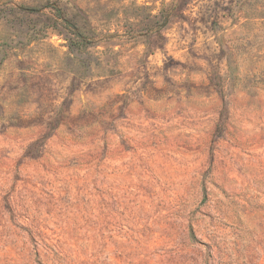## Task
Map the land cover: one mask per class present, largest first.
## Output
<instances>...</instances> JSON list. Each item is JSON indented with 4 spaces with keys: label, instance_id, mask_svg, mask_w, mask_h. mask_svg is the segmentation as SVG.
<instances>
[{
    "label": "rangeland",
    "instance_id": "rangeland-1",
    "mask_svg": "<svg viewBox=\"0 0 264 264\" xmlns=\"http://www.w3.org/2000/svg\"><path fill=\"white\" fill-rule=\"evenodd\" d=\"M0 264H264V0H0Z\"/></svg>",
    "mask_w": 264,
    "mask_h": 264
}]
</instances>
